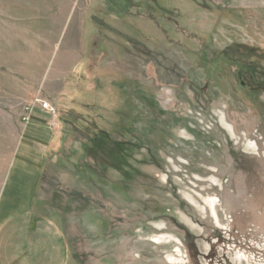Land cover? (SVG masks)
Masks as SVG:
<instances>
[{"label": "rangeland", "instance_id": "1", "mask_svg": "<svg viewBox=\"0 0 264 264\" xmlns=\"http://www.w3.org/2000/svg\"><path fill=\"white\" fill-rule=\"evenodd\" d=\"M70 16L78 62L59 43L36 93L3 82L0 216L63 264H264V0H73Z\"/></svg>", "mask_w": 264, "mask_h": 264}, {"label": "crops", "instance_id": "2", "mask_svg": "<svg viewBox=\"0 0 264 264\" xmlns=\"http://www.w3.org/2000/svg\"><path fill=\"white\" fill-rule=\"evenodd\" d=\"M72 1L0 0V92L6 81L7 85L11 84V92L21 95L36 93L38 86L36 74L39 63L45 62L52 49L59 43H63L67 47H74L68 48L67 52L76 55V62L81 59L85 52L83 26L81 23L78 24L77 20L76 23L71 24L70 5ZM7 46L12 50L11 54L8 53L10 58L5 56L7 51L5 47ZM6 60L31 64H27L28 70L23 73L19 71L20 67L6 65ZM24 99L29 100L27 96ZM35 108L42 112L39 106ZM54 118L53 116L41 125L47 127L51 132L46 146H51L54 143L53 139L56 133L49 125V121ZM0 217V264L64 263V259L61 262L60 257L56 261L54 255L49 259L46 257L48 254L42 255L41 258V252L33 250L32 247L37 242L33 240L34 236L29 239L25 238L26 231L22 230L23 221L17 228L12 225L11 218L13 216L2 215ZM55 234L57 233L48 227L43 231L42 237L53 235L55 237ZM42 251L46 252L45 249Z\"/></svg>", "mask_w": 264, "mask_h": 264}, {"label": "built area", "instance_id": "3", "mask_svg": "<svg viewBox=\"0 0 264 264\" xmlns=\"http://www.w3.org/2000/svg\"><path fill=\"white\" fill-rule=\"evenodd\" d=\"M36 103L38 104V106L40 107L41 110L47 112L48 114H50L51 116H54L55 115V111L53 108H51L50 104L44 100H41V99H37L36 100ZM31 108L32 106L30 105L29 107H26L25 108V111L27 112V116H25L23 119L25 121H27L29 119V116H30V113H31Z\"/></svg>", "mask_w": 264, "mask_h": 264}, {"label": "trees", "instance_id": "4", "mask_svg": "<svg viewBox=\"0 0 264 264\" xmlns=\"http://www.w3.org/2000/svg\"><path fill=\"white\" fill-rule=\"evenodd\" d=\"M96 9H99V4L97 5V8ZM102 22H103V19L102 20H97V24L95 25L97 27V29H99V27H101ZM97 33H98L97 35L99 37L100 36V31L97 32Z\"/></svg>", "mask_w": 264, "mask_h": 264}]
</instances>
